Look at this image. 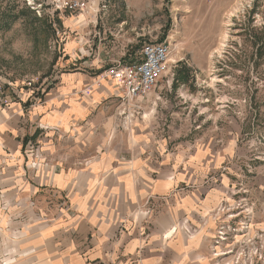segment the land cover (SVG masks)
Segmentation results:
<instances>
[{"label":"rangeland","instance_id":"obj_1","mask_svg":"<svg viewBox=\"0 0 264 264\" xmlns=\"http://www.w3.org/2000/svg\"><path fill=\"white\" fill-rule=\"evenodd\" d=\"M165 40L173 47L170 72L142 109L124 108L101 73L136 57L145 43ZM75 81L59 97L97 99L80 127L109 123L113 147H127L128 156L196 141L224 154L206 181L228 182L233 203L222 210L239 213L224 221L225 264H264V0H0V128L21 115L22 144L40 136L41 107L53 109L49 100ZM22 230L1 226L0 264H23Z\"/></svg>","mask_w":264,"mask_h":264},{"label":"crops","instance_id":"obj_2","mask_svg":"<svg viewBox=\"0 0 264 264\" xmlns=\"http://www.w3.org/2000/svg\"><path fill=\"white\" fill-rule=\"evenodd\" d=\"M76 82H65L49 100L53 109L41 107L46 130L40 136L22 144L21 115L0 128V228L28 231L23 264H225L230 244L219 232L229 231L224 221L239 213L222 210L233 203L228 182L206 181L224 154L217 157L211 145L196 141L161 155L154 148L146 157L128 156L127 147H113L109 123L105 130L95 121L80 127L97 99L59 97ZM109 89L120 98L112 82ZM36 198L44 199L43 207ZM19 215L24 221L18 224Z\"/></svg>","mask_w":264,"mask_h":264},{"label":"built area","instance_id":"obj_3","mask_svg":"<svg viewBox=\"0 0 264 264\" xmlns=\"http://www.w3.org/2000/svg\"><path fill=\"white\" fill-rule=\"evenodd\" d=\"M172 52L169 40L145 43L136 57L108 66L101 76L119 90L124 108L142 109V103L156 91L161 79L170 72L172 63H175L170 61ZM33 165L36 167L38 164L35 162ZM226 233L221 230L219 238L227 239Z\"/></svg>","mask_w":264,"mask_h":264},{"label":"bare ground","instance_id":"obj_4","mask_svg":"<svg viewBox=\"0 0 264 264\" xmlns=\"http://www.w3.org/2000/svg\"><path fill=\"white\" fill-rule=\"evenodd\" d=\"M240 1V0H239ZM238 7V6H237ZM236 6H235V9H239V7L237 8ZM235 13V11L233 10V12L231 13V16L233 15ZM231 22V19L228 21V23H230ZM228 32L227 31H225L224 33H223V37H222V40H221V42H220V45H219V47H218V49H217V52L219 53V54H221L222 52H223V50L225 49V46L227 45V43H228ZM170 61H172V59H170Z\"/></svg>","mask_w":264,"mask_h":264}]
</instances>
